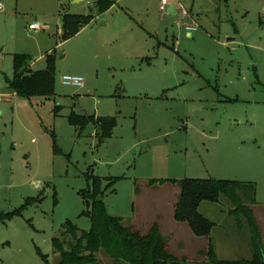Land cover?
Returning <instances> with one entry per match:
<instances>
[{"label": "rangeland", "instance_id": "rangeland-1", "mask_svg": "<svg viewBox=\"0 0 264 264\" xmlns=\"http://www.w3.org/2000/svg\"><path fill=\"white\" fill-rule=\"evenodd\" d=\"M109 1L97 15L95 0H0V264H57L52 241L67 248L65 224L90 229L82 195L92 177L103 181L108 216L141 235L157 225L184 264H207L210 244L220 260H251L248 226L229 215L230 202L200 204L214 228L197 238L173 219L180 187L172 182L255 186L254 203L249 189L238 196L264 245V0H168L173 15L159 0ZM65 13L95 19L62 42ZM47 52L54 96L17 97L6 85L13 56L40 71ZM63 76L84 85L64 86ZM71 116L112 117L116 126L99 143L97 127L80 133ZM95 259L124 264L103 251Z\"/></svg>", "mask_w": 264, "mask_h": 264}, {"label": "trees", "instance_id": "trees-1", "mask_svg": "<svg viewBox=\"0 0 264 264\" xmlns=\"http://www.w3.org/2000/svg\"><path fill=\"white\" fill-rule=\"evenodd\" d=\"M112 5L113 3L108 0H95L94 4L97 15L105 13ZM93 19L92 15H63L61 41L65 42L76 36ZM29 62L30 58L26 55L13 56V76L11 80H6L8 89L17 97L24 99L34 97L47 99L54 96V56L52 54L45 56V68L40 71H32ZM58 111L59 109L56 108L57 113ZM68 122L80 133L88 125L97 127L99 133L96 137L99 143L109 139L116 126V121L112 117L71 116ZM54 154L60 153L54 149ZM88 180L91 181V186L82 196L87 208L84 215L90 220V229L79 234L78 229L71 223L65 224L62 237H71L67 248L65 249L57 238L52 241L54 252L59 253L60 256L57 264H96L95 254L99 251H103L115 263L184 264L167 252L157 225H152L146 235H141L132 227H125L121 219L108 216L101 199L103 181L97 177ZM155 183L156 181H151L150 185ZM172 183L180 187L173 219L177 223L187 225L195 237L208 238L214 228L213 223L199 213V206L203 202L217 204L221 198H224L234 207L229 215L242 217L246 221L251 237L252 259L220 260L210 244L205 254L207 264H264V248L257 223L252 211L243 205L242 199L238 196V192L249 189L251 202L254 203L255 186L212 179ZM45 264L49 263L46 261Z\"/></svg>", "mask_w": 264, "mask_h": 264}, {"label": "built area", "instance_id": "built-area-1", "mask_svg": "<svg viewBox=\"0 0 264 264\" xmlns=\"http://www.w3.org/2000/svg\"><path fill=\"white\" fill-rule=\"evenodd\" d=\"M168 6H169L168 0H159V10L161 13H163ZM2 11H3V6L0 3V13ZM181 15L184 19L187 18V12H185L184 10H181ZM31 29L34 30L36 28L32 26ZM60 81L62 85L74 87V88H82L84 85L83 79L77 76H63L61 77Z\"/></svg>", "mask_w": 264, "mask_h": 264}, {"label": "crops", "instance_id": "crops-1", "mask_svg": "<svg viewBox=\"0 0 264 264\" xmlns=\"http://www.w3.org/2000/svg\"><path fill=\"white\" fill-rule=\"evenodd\" d=\"M108 1H109V0H108ZM110 2H112V1H110ZM112 3H113V5H112V7H113V6H114V2H112ZM112 7H111V8H112ZM111 8H110V9H111ZM110 9H109V10H110ZM168 11H169V14H170V15H173L174 12H175V8H174V6H172V5L169 6ZM106 12H107V11H106ZM65 14H68V13H65ZM65 14H63V15H65ZM103 14H104V13H103ZM63 15H62V16H63ZM70 15H73V14H70ZM100 15H102V14H100ZM62 16H61V17H62ZM79 16H80V15H79ZM86 16H87V15H86ZM61 17H60V18H61ZM94 19H95V18H94ZM94 19H93V20H94ZM185 19H186V18H185ZM92 22H93V21H92ZM92 22H91V23H92ZM91 23H90V24H91ZM60 24H61V19H60ZM90 24H89V25H90ZM101 25L103 26V24H101ZM32 26H34L36 29H34V30L31 29ZM87 26H88V25H87ZM85 27H86V26H85ZM28 30H29V31H34V32H39V31H42L43 28L40 27L39 24H32V25H30V26L28 27ZM61 35H62V26H61V31H60V37H61ZM187 36L190 37V33H187ZM51 54H52V53H51ZM51 54H50V52H47V53H46V55H51ZM44 60H45V58H44ZM146 64H149V65H150V63L148 62V60H147V63H146ZM31 67H32V63L29 64V68H30V69H31ZM253 217H254V219H255V221H256V223H257V226H258V221H257L256 217H255L254 215H253ZM258 228H259V227H258ZM211 232H212V231H211ZM259 232H260V230H259ZM210 235H211V234H210ZM260 236H261V234H260ZM261 242H262V238H261ZM262 245H263V242H262ZM213 248H214V247H213ZM263 248H264V245H263ZM214 251H215V249H214Z\"/></svg>", "mask_w": 264, "mask_h": 264}]
</instances>
